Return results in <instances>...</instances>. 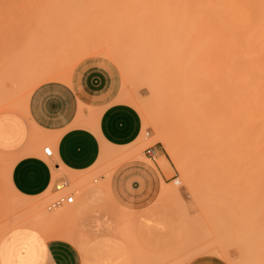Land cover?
Masks as SVG:
<instances>
[{
	"label": "rangeland",
	"instance_id": "1",
	"mask_svg": "<svg viewBox=\"0 0 264 264\" xmlns=\"http://www.w3.org/2000/svg\"><path fill=\"white\" fill-rule=\"evenodd\" d=\"M137 1L0 0V111L19 110L30 87L69 80L75 66L94 60L114 73L116 100L132 104L143 121L136 148L113 152L114 159L106 156L77 178L60 169L50 190L33 200L10 192L3 170L7 157L0 152V237L14 226L36 227L46 238L55 229L71 230L68 204L47 209L60 195L52 191L54 181L65 176L66 192H74L106 184L123 159L154 167L144 149L155 145L166 183L161 180L154 199L174 204L187 228L172 264L201 253L218 254L228 264H264V156L219 160L191 154L206 132V115L219 105L223 14H151L154 0ZM117 9L120 14H112Z\"/></svg>",
	"mask_w": 264,
	"mask_h": 264
},
{
	"label": "crops",
	"instance_id": "2",
	"mask_svg": "<svg viewBox=\"0 0 264 264\" xmlns=\"http://www.w3.org/2000/svg\"><path fill=\"white\" fill-rule=\"evenodd\" d=\"M116 83L110 68L83 60L73 68L69 80L49 79L30 87L19 110L0 111V152L7 157L3 170L15 197L33 200L43 196L60 169L77 178L101 164L105 149L114 159L113 152L136 148L142 142V118L132 104L116 100ZM49 98L55 99V107L50 106ZM146 136H150L148 130ZM47 145L52 150L50 157L42 152ZM151 147L152 155L144 154L154 167L142 160L123 159L106 184L71 192V230H52L50 239L36 227L7 230L0 237V261L172 264L179 258L174 254L187 228L174 204L154 199L166 176L155 162L160 150ZM62 179L67 181L61 176L54 183ZM52 191L56 192L54 187ZM184 264L228 262L218 254L201 253Z\"/></svg>",
	"mask_w": 264,
	"mask_h": 264
},
{
	"label": "bare ground",
	"instance_id": "3",
	"mask_svg": "<svg viewBox=\"0 0 264 264\" xmlns=\"http://www.w3.org/2000/svg\"><path fill=\"white\" fill-rule=\"evenodd\" d=\"M128 1L131 5L138 3L137 0ZM154 1L157 9L151 14H223L226 58L221 94L217 100L219 110L212 106L217 113L207 111L206 132L202 141L194 146V153H190L219 160L254 154L264 156V0ZM82 9L81 12L85 10ZM118 12L119 9L112 14H120ZM133 99L139 98L135 95ZM198 122L196 119L195 129L202 126ZM158 137L162 139V135ZM187 137H191L190 134ZM126 154H133V151ZM103 155L112 154L103 152Z\"/></svg>",
	"mask_w": 264,
	"mask_h": 264
},
{
	"label": "built area",
	"instance_id": "4",
	"mask_svg": "<svg viewBox=\"0 0 264 264\" xmlns=\"http://www.w3.org/2000/svg\"><path fill=\"white\" fill-rule=\"evenodd\" d=\"M43 155L45 157H50L52 155V150L50 146H45L42 149ZM144 152L148 155L151 156L153 151L152 147L148 146L145 148ZM69 184L67 183L66 180L62 179L59 180L55 185L54 189L58 192H60V195L53 201L51 202L48 206L47 209L55 208L56 206L62 205V204H69L73 200V194L71 192H66L68 189Z\"/></svg>",
	"mask_w": 264,
	"mask_h": 264
},
{
	"label": "snow or ice",
	"instance_id": "5",
	"mask_svg": "<svg viewBox=\"0 0 264 264\" xmlns=\"http://www.w3.org/2000/svg\"><path fill=\"white\" fill-rule=\"evenodd\" d=\"M49 104L52 107H55V99L54 98H49ZM32 237L33 239H36V233L33 232L32 233ZM44 251L46 252V249H44ZM0 264H5V262L0 261ZM7 264H12V262H7ZM20 264H48V262L45 260L43 262H41L39 259H31V260H27V261H21Z\"/></svg>",
	"mask_w": 264,
	"mask_h": 264
}]
</instances>
